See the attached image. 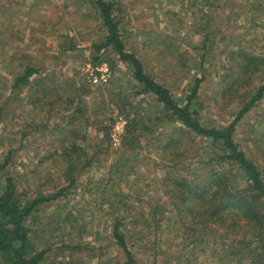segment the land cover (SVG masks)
Instances as JSON below:
<instances>
[{
	"label": "rangeland",
	"instance_id": "obj_1",
	"mask_svg": "<svg viewBox=\"0 0 264 264\" xmlns=\"http://www.w3.org/2000/svg\"><path fill=\"white\" fill-rule=\"evenodd\" d=\"M95 0H0V164L26 197L50 195L28 219L41 264H124L115 220L136 264H251L239 222L192 220L167 179L225 175L248 187L224 148L184 127L108 45ZM115 0L124 50L207 126H226L264 83V0ZM245 52L258 59L239 69ZM106 64L108 82L86 64ZM30 65L38 71L13 87ZM233 139L264 177V91ZM246 244V243H245ZM246 247V246H244Z\"/></svg>",
	"mask_w": 264,
	"mask_h": 264
},
{
	"label": "trees",
	"instance_id": "obj_2",
	"mask_svg": "<svg viewBox=\"0 0 264 264\" xmlns=\"http://www.w3.org/2000/svg\"><path fill=\"white\" fill-rule=\"evenodd\" d=\"M257 1L261 4L262 1ZM103 24L107 28V35L97 49L111 45L119 57L128 61L132 66L134 78L142 83L143 91L156 96L173 118L192 132L210 139L224 148L226 157L237 169L238 173L248 181V187L236 189L230 186L225 175L214 174L212 180L203 178L194 182L186 178L176 179L169 173L167 179L173 188L181 192V206L183 213L194 220H212L218 223L227 222L230 230L240 227L244 222L246 227L253 229L252 240L243 243L242 249L235 251L234 256L249 259L251 264H264V177L258 167L245 156L233 139V131L237 122L247 112L256 100L262 97L264 83L256 93L244 103L236 117L226 126H207L202 123L192 109V100L199 87L201 78H195L191 92L186 95L184 102L175 101L171 93L161 84L154 81L144 70L143 64L133 53L124 50L119 32V20L113 15L115 0H95ZM239 69L252 74L258 70V59L241 52ZM38 70L27 65L21 74L14 77L13 87L27 83ZM1 118V117H0ZM4 164H0V264H41L45 257V249L36 247L31 240V229L27 224L38 206L51 201L61 194V190L50 195H36L26 197L18 191L15 180L5 175ZM111 235L124 255V264H136L133 251L126 239V235L119 228V221L115 220ZM246 246V247H244Z\"/></svg>",
	"mask_w": 264,
	"mask_h": 264
},
{
	"label": "built area",
	"instance_id": "obj_3",
	"mask_svg": "<svg viewBox=\"0 0 264 264\" xmlns=\"http://www.w3.org/2000/svg\"><path fill=\"white\" fill-rule=\"evenodd\" d=\"M85 71L88 72L87 74L89 80L94 84H103L108 82L111 75L106 64L91 67L88 63L86 64Z\"/></svg>",
	"mask_w": 264,
	"mask_h": 264
}]
</instances>
